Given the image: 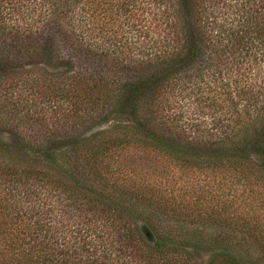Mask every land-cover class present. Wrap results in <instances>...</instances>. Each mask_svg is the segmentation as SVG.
<instances>
[{"label":"trees","instance_id":"obj_1","mask_svg":"<svg viewBox=\"0 0 264 264\" xmlns=\"http://www.w3.org/2000/svg\"><path fill=\"white\" fill-rule=\"evenodd\" d=\"M255 211L264 0H0V264H256Z\"/></svg>","mask_w":264,"mask_h":264},{"label":"rangeland","instance_id":"obj_2","mask_svg":"<svg viewBox=\"0 0 264 264\" xmlns=\"http://www.w3.org/2000/svg\"><path fill=\"white\" fill-rule=\"evenodd\" d=\"M155 168H158V170L156 169V175L157 176H161L162 177V181H167L170 183L174 182V188H178L179 186H181L179 183V180L184 179L187 180L189 177H186L185 175L181 174L179 171H176L175 169H171V168H164V170H161V167H158L155 165ZM165 173L162 174L159 172ZM200 179L207 181L206 178H203L202 176L200 177ZM210 182H212V178L209 179ZM163 183H167L164 182ZM204 191V190H201ZM194 197L189 198L191 201L193 200ZM248 220L247 226L245 227H251L250 230L249 229H244L248 232H253L255 231V234L259 237L262 236L263 241H264V211H255L249 214V217H246ZM256 221V222H254ZM243 227V226H242ZM253 229V230H252ZM249 251L250 254H252L251 258H249L250 256H246L247 254L244 251ZM241 252V258H238V261L235 264H255L253 263V258L254 257H258L260 255V252H257V248L255 247H247L244 246L243 249L241 248L239 250ZM211 252L210 251H198L196 252V259L201 262L202 264L205 263L209 257H210ZM263 257V256H262ZM256 264H264V257L262 259H260L259 262H257Z\"/></svg>","mask_w":264,"mask_h":264}]
</instances>
